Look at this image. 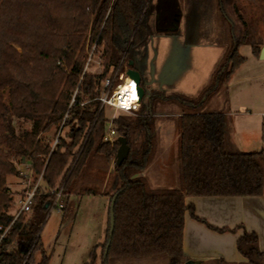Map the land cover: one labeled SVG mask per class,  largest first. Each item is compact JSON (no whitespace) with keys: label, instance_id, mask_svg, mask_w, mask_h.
I'll use <instances>...</instances> for the list:
<instances>
[{"label":"trees","instance_id":"1","mask_svg":"<svg viewBox=\"0 0 264 264\" xmlns=\"http://www.w3.org/2000/svg\"><path fill=\"white\" fill-rule=\"evenodd\" d=\"M181 1L0 0V226L11 223L0 239V264L49 263L39 230L60 186L63 195L97 194L109 202L119 192L111 237L107 212L100 264H182L185 212L205 222L186 204V196L264 195V150L232 146L228 113L203 110L208 96L227 83L245 60L238 53L241 45L249 44L252 54L259 55L261 41L243 25L230 33L229 51L205 98L179 102L187 109L177 119L176 186L151 187L141 174L154 148V117L143 105L132 115L113 119L129 147L119 165L115 162L118 140L102 139L106 115L98 98L107 74L118 65L120 72L125 71L130 60L135 67L139 49L151 35L176 33L167 27L182 16L181 6L194 28L200 4L216 9L222 19L226 9L237 14L241 0H184L185 5ZM93 44L102 49L101 73L84 71ZM66 112L67 131L51 149L44 134L55 130ZM14 119L27 122L28 127H15ZM23 160L31 162L35 179L41 174L42 184L30 210L14 219L7 177L18 175L16 165ZM97 247L91 252V263ZM237 249L245 261L229 263L219 258L202 263L264 262L253 231L243 230ZM37 251L39 261L34 256Z\"/></svg>","mask_w":264,"mask_h":264},{"label":"rangeland","instance_id":"2","mask_svg":"<svg viewBox=\"0 0 264 264\" xmlns=\"http://www.w3.org/2000/svg\"><path fill=\"white\" fill-rule=\"evenodd\" d=\"M181 3L185 5L184 0ZM237 6V14L226 9L221 19L216 9L200 4V17L194 28L192 22L186 20V8L181 6L179 31L174 34L159 32L148 38L139 49L136 67L141 72L144 104L147 108L152 103L156 120L153 156L141 172L151 187L177 185L176 146L179 131L178 117L174 114L187 109L179 103L180 100L196 103L205 98L206 90L213 83L229 51L230 33H236L243 25L261 41V46L264 45V0H241ZM212 12L215 14L210 15ZM99 51L97 56H100L102 49ZM238 53L245 60L231 74L227 83L208 96L203 110L228 113L232 146L243 151L264 150L261 128L264 59L252 54L249 44L241 45ZM100 61L98 57L91 61L88 72L101 73ZM4 97H7V90H4ZM104 112L106 118L119 114L132 115L122 110L105 109ZM161 112L168 114L160 116ZM14 125L17 128L28 127V123L20 119H14ZM66 131L67 128H64L63 134ZM53 133L54 130L44 135L50 140ZM20 181L16 174L7 177L8 189L13 196L12 213L19 208V194L22 196ZM262 197L264 201V195ZM61 200L63 208L49 209L39 230L40 243L50 257L48 264H100L101 245L107 226L108 197L70 194L63 195ZM95 245H98L97 256L91 263V252ZM34 256L39 261L41 253L37 251Z\"/></svg>","mask_w":264,"mask_h":264},{"label":"crops","instance_id":"3","mask_svg":"<svg viewBox=\"0 0 264 264\" xmlns=\"http://www.w3.org/2000/svg\"><path fill=\"white\" fill-rule=\"evenodd\" d=\"M139 104L143 105L148 114L154 117L155 123L152 103H149L146 108L143 95ZM161 113L160 116L168 114ZM180 114L181 112H176L174 115L178 117ZM20 197L19 194V199ZM185 202L192 205L194 214L205 221H199L191 217L188 211L185 212L182 235V251L185 260L206 262L209 259L221 258L229 263L245 261V257L237 249V240L244 229L257 234L259 248L264 251V201L262 196H186ZM18 204L19 208L13 213L14 217L20 214L19 200ZM209 225L228 230L217 231Z\"/></svg>","mask_w":264,"mask_h":264},{"label":"built area","instance_id":"4","mask_svg":"<svg viewBox=\"0 0 264 264\" xmlns=\"http://www.w3.org/2000/svg\"><path fill=\"white\" fill-rule=\"evenodd\" d=\"M99 52L100 51L95 46V44H93L90 47V49L87 52L84 71L88 72L90 66L89 64L95 58L98 57L100 58V60L102 59L101 58L102 52L100 56H97ZM100 62L102 63V60ZM98 99L100 101L99 108H103L104 110L112 109L114 111L122 110L125 112H133L138 110L140 106L139 104L140 98H139V92L136 81L133 78L127 76L125 71L120 72L119 65L115 69L111 70L107 74V76L103 79L101 84V91ZM72 102L73 99L71 100V104ZM68 116L69 115L66 112L62 117V121L60 122L58 127L54 130L53 136L49 140L51 149L54 148L59 138L63 135L65 128L64 122L68 118ZM261 117H262L261 128L263 131V140H264V112L261 114ZM113 119H114V115H111L108 118H106V121L104 123L102 139L105 142L113 143L119 137ZM17 165H18L17 167L18 175L21 180L20 183L22 184L23 187L22 196L19 199V203H20L19 212L20 213L28 212L30 210V206L35 196V193L38 187L40 186L41 174L35 179L30 161L23 160ZM62 197H63L62 186H60L54 191V198L52 200L49 209L54 207L63 208V201L61 200ZM15 218L16 216L14 217V219ZM10 224L5 228H2L0 226V230H1L0 239L7 232Z\"/></svg>","mask_w":264,"mask_h":264},{"label":"water","instance_id":"5","mask_svg":"<svg viewBox=\"0 0 264 264\" xmlns=\"http://www.w3.org/2000/svg\"><path fill=\"white\" fill-rule=\"evenodd\" d=\"M176 27V25L174 26V28ZM258 57L260 59H264V45L261 46L260 51H259V55ZM129 68H127L125 70V73L127 76L133 78L136 83H137V88H138V92H139V98L141 99L143 97V95L145 94L144 92V88L142 85V78H141V72L139 70V68H137L136 66L133 67V61L130 60L128 62ZM118 142H119V146L116 150V156H115V162L117 165H119L127 156L128 151H129V147L127 145V141L126 138L124 136H119L118 137ZM119 192H115L113 193L110 202L108 204V219H109V237L112 236L113 233V229H114V204H115V200L118 196ZM109 247V242L106 244L105 249H104V257L107 254V250ZM185 264H198L197 261H191L188 260ZM264 264V262L262 263Z\"/></svg>","mask_w":264,"mask_h":264},{"label":"flooded vegetation","instance_id":"6","mask_svg":"<svg viewBox=\"0 0 264 264\" xmlns=\"http://www.w3.org/2000/svg\"><path fill=\"white\" fill-rule=\"evenodd\" d=\"M182 19V16H180L179 18H173L172 21H170V26L167 27L169 31H175L176 33L179 31V22ZM176 25V27L174 28V26ZM159 28V26H157ZM188 260H185L182 264H185ZM198 264H203L202 262L197 261Z\"/></svg>","mask_w":264,"mask_h":264}]
</instances>
